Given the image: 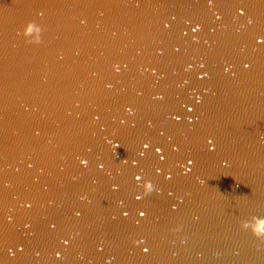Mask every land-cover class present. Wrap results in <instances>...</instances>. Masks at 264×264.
Returning a JSON list of instances; mask_svg holds the SVG:
<instances>
[{"label": "water", "instance_id": "95a60500", "mask_svg": "<svg viewBox=\"0 0 264 264\" xmlns=\"http://www.w3.org/2000/svg\"><path fill=\"white\" fill-rule=\"evenodd\" d=\"M0 264H264V0H0Z\"/></svg>", "mask_w": 264, "mask_h": 264}]
</instances>
